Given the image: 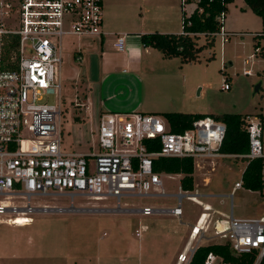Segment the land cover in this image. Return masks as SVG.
Listing matches in <instances>:
<instances>
[{
  "label": "built area",
  "instance_id": "built-area-1",
  "mask_svg": "<svg viewBox=\"0 0 264 264\" xmlns=\"http://www.w3.org/2000/svg\"><path fill=\"white\" fill-rule=\"evenodd\" d=\"M181 3L184 6L185 0ZM101 22L102 0H0L1 222L27 224L35 212L86 209L74 207V196L95 201L114 198V210L121 208L122 197L169 195L163 189L162 174L166 172L154 170L158 158H264V130L259 118H247L248 150L224 154L220 149L226 127L213 116L195 119L182 132H171L163 116L141 112L102 113L96 147L87 152L66 151L61 137L62 41L68 35H99ZM229 34L222 27L213 35L226 42ZM123 41V37L117 38L118 49L123 48ZM243 73L251 71L244 69ZM222 88L229 89L226 80ZM49 95L54 96L53 102L44 100ZM240 186L241 181L236 182L233 190ZM188 192L176 193L172 207L125 205L124 209L143 215L167 213L180 219L182 197L197 200L200 196L197 190ZM43 195H66L71 203L69 207L30 203L32 197ZM20 216L21 223L15 222ZM208 216L200 213L191 225L175 264H194L201 242L215 237H224L235 254L256 252L252 264H260L264 214L236 218L231 211L227 222L214 221L211 235L207 233ZM200 264L232 263L209 252Z\"/></svg>",
  "mask_w": 264,
  "mask_h": 264
},
{
  "label": "rangeland",
  "instance_id": "rangeland-1",
  "mask_svg": "<svg viewBox=\"0 0 264 264\" xmlns=\"http://www.w3.org/2000/svg\"><path fill=\"white\" fill-rule=\"evenodd\" d=\"M124 1L122 9L127 8V4L131 3L127 0ZM140 2L145 7L137 9L135 6L136 14L143 12V15L150 16L155 20L172 12L175 17L179 16V20H181V0H145V2ZM194 4V0L184 3L183 10L186 14L192 11ZM135 5L138 4L135 3ZM231 15H237L235 18L236 29H234L236 34L230 35L228 42H224L220 35H216L214 45L212 47L205 46L197 61L181 63L179 58L174 57L172 63H175V68L180 67L175 72L178 74L184 72L188 81V89L191 90V94L195 98L200 100L204 110H213L214 115L220 113L249 115L252 121H257L260 114L264 116V35L263 37H254L259 31L264 32V20L250 8H246L244 0H234L228 4L223 23ZM207 41L208 38L203 35L198 38L199 45H204ZM63 42L67 46L70 42H76V39L65 37ZM258 42L259 47L255 50L254 45ZM244 59H248L250 63L244 65ZM63 64L64 72L67 69L79 67V64L76 63V66L68 65L66 55L63 56ZM245 68H250L251 74H244ZM117 72L122 73L121 70ZM127 72L129 69L126 68L123 73ZM223 80L229 84V89L222 88ZM256 85H259L257 90H255ZM61 94L62 146L70 152L92 150L97 144L98 123L102 114L98 105L94 103L95 99L92 97V92L88 96V99H91L89 111L87 106L82 103L87 94V85L82 80L74 81L73 78L64 77ZM44 100L53 102L54 96L49 95ZM213 160L197 161L195 168V182L197 184L195 188L197 189L188 193H194L195 190H198L200 193L213 194L214 197L204 199L197 196L198 200H191L183 196L181 199L183 213L181 220L177 216L167 213L143 215L140 212L124 209L125 205L141 207L148 204L160 208L174 206L177 199L175 194L179 191L183 192L179 190L180 178L176 175L162 177L163 187L167 193H171L169 195L126 196L120 199L121 208L119 209L121 210L103 211L129 213H112L116 217L115 221L119 224V230L118 234L114 236L116 241L110 247H105L103 251L105 253L111 249L114 254L111 256L109 251L101 264H175L177 254L182 250V245L188 238L191 225L195 223L196 218L207 203L214 211L213 222H208L207 233L209 235L212 234L214 221L227 222L229 220L231 209L236 218H252L264 214V188L262 191H253L242 186L232 191L234 183L240 179L241 170L246 165V160L231 157ZM207 185L208 187H205ZM30 203L33 205L44 203L50 206L69 207L71 199L66 195H43L32 197ZM73 203L74 207L81 205L86 208L85 211H90L93 208L106 207L112 209L116 207V199L114 198L95 201L90 198L74 196ZM75 210L80 211L81 209ZM63 211L70 210L65 209ZM58 214L53 211L30 214L35 220L42 217V220L35 222L39 230L37 238L40 245L39 250L42 252L54 251V245L59 242L60 236L54 230L57 225L52 223L55 219L50 218V216ZM13 215V213L10 214V216ZM43 217L45 218L43 219ZM3 228L6 226L0 224V229ZM103 229L109 233L106 228ZM60 231L61 229L59 233ZM136 231L139 233L138 235ZM224 242V237H215L201 243Z\"/></svg>",
  "mask_w": 264,
  "mask_h": 264
},
{
  "label": "crops",
  "instance_id": "crops-1",
  "mask_svg": "<svg viewBox=\"0 0 264 264\" xmlns=\"http://www.w3.org/2000/svg\"><path fill=\"white\" fill-rule=\"evenodd\" d=\"M140 1L145 2V0H127L131 3L127 4V8L122 9L124 0H102V22L99 35L65 36L75 38L76 42H70L66 46L62 41V54L64 57L66 55L68 65L79 64V67L67 69L65 72L61 68L62 80L68 76L74 81L82 80L86 83L87 94L82 103L87 106L88 111L91 106V99H88V96L92 92L94 103L98 105L100 113L141 112L161 115L163 112H188L214 115L213 110H204L200 100L191 94L184 72L180 73L181 75L175 72L180 67L175 68V63H172L174 57L166 58L159 50L143 45L140 40V36L146 33H181L182 26L179 16L175 17L171 12L154 20L150 16L143 15V12L136 14L135 6L137 9L145 7ZM183 7L181 5L182 13ZM246 8L249 7L246 5ZM236 16H229L223 23L222 27L230 33L229 36L236 34L234 31L235 24H237ZM263 35L264 32L259 31L254 38L263 37ZM229 36L226 42L229 41ZM118 37L124 39L122 49H118L115 45ZM255 47H259V42L254 45L256 50ZM248 63H250L249 60L244 59L243 64L247 65ZM126 68L129 69V72L123 73ZM181 69L183 70V68ZM245 69L251 71L250 68ZM119 70L122 71L121 74L117 72ZM191 85L190 87H192ZM197 161L205 160H193L194 189H197L195 188L197 186L195 182ZM244 168L241 170L242 172ZM169 175L179 176L180 181L184 176L183 173H163L162 177H170ZM238 181H241V176ZM233 187L232 191L236 189L233 190ZM179 190L184 191L181 188V183ZM198 192L200 193V191ZM229 196L231 197V194ZM200 197L206 199L214 197V195L203 192L200 193ZM209 205L207 203L205 206L208 208L200 212L209 213L207 229L209 228L208 222H213L214 218V211ZM146 206L151 205L146 204ZM231 211L232 209L229 213ZM53 212L59 213L50 216V218L55 219L52 223L57 225L54 230L60 237L58 244L54 245V251L49 253L39 250L40 245L37 239L39 230L35 222L42 220V217L36 220L31 217V221L25 225L0 221V224L6 226V228L0 229V264H101L109 251L110 255L114 254L111 249L105 253L103 251L105 247H110L116 241L114 236L118 234L119 230V224L115 221L116 217L112 213H129L81 210ZM103 228H106L109 233L105 232ZM186 241L187 239L182 247Z\"/></svg>",
  "mask_w": 264,
  "mask_h": 264
},
{
  "label": "trees",
  "instance_id": "trees-1",
  "mask_svg": "<svg viewBox=\"0 0 264 264\" xmlns=\"http://www.w3.org/2000/svg\"><path fill=\"white\" fill-rule=\"evenodd\" d=\"M191 1V0H185ZM195 7L189 14L183 10L182 33H146L140 36L143 45L159 50L166 58L177 57L181 63H192L198 60L203 48L214 45L215 33L223 26L221 16L225 17L228 4L234 0H194ZM246 5L264 20V0H244ZM182 5V4H181ZM200 35L208 38L204 45L198 44ZM257 48V47H255ZM161 115L168 122L171 132H182L191 127L195 119L206 114L188 112H163ZM222 122L225 127V136L220 151L224 154H240L248 150L247 118L249 115L239 113H222L212 115ZM264 130V116L259 115ZM264 146V138H263ZM264 158L246 161L241 175V186L248 190L262 191L264 188ZM154 170L166 173H183L180 183L183 190H193L192 174L194 163L192 158H158L154 163ZM213 252L221 255L225 261L232 264H252L256 252L239 255L232 252L228 243H211L198 247L194 254L193 263L200 264L206 254ZM264 264V256L260 262Z\"/></svg>",
  "mask_w": 264,
  "mask_h": 264
},
{
  "label": "water",
  "instance_id": "water-1",
  "mask_svg": "<svg viewBox=\"0 0 264 264\" xmlns=\"http://www.w3.org/2000/svg\"><path fill=\"white\" fill-rule=\"evenodd\" d=\"M258 87H259V85H256L255 90H257ZM85 210H87V209H84V210H82V211H85ZM93 210H95V211H117L116 209H114V210H112V209H109V210H104V209H92V210H90V211H93ZM119 210H121V209H119Z\"/></svg>",
  "mask_w": 264,
  "mask_h": 264
},
{
  "label": "bare ground",
  "instance_id": "bare-ground-1",
  "mask_svg": "<svg viewBox=\"0 0 264 264\" xmlns=\"http://www.w3.org/2000/svg\"><path fill=\"white\" fill-rule=\"evenodd\" d=\"M23 216L17 217L18 219L15 222H20L21 220L19 218H21ZM21 223V222H20ZM18 225V224H17ZM20 225H25V224H20Z\"/></svg>",
  "mask_w": 264,
  "mask_h": 264
}]
</instances>
